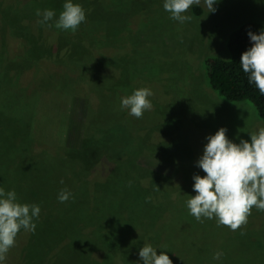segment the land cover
Instances as JSON below:
<instances>
[{
    "label": "rangeland",
    "instance_id": "obj_1",
    "mask_svg": "<svg viewBox=\"0 0 264 264\" xmlns=\"http://www.w3.org/2000/svg\"><path fill=\"white\" fill-rule=\"evenodd\" d=\"M73 2L85 10L86 22L70 32L41 25L36 15L37 9H53L58 15L64 0H0V103L13 118L11 123L0 122V172L10 186L15 183L16 174L21 176L17 192L22 182H27L25 199L36 195L37 190L42 192L37 200L28 203L38 204L41 215L50 211L49 219L59 233L39 218L36 225L42 228L33 237L21 230L5 264H28L27 250L18 256V249H25L28 241L34 239L41 254L36 264H94L91 260L100 258H105L106 263L122 264L121 259L114 263V258L127 246H120L123 241H118L116 232L109 231L108 214L94 217L95 211L90 209L91 175L72 160H61V152L79 151L85 139L108 135L99 130L109 132L110 128L120 127L125 135L117 130H111L110 135L115 134L122 142V158L127 157L128 151H141L135 166L152 173L155 179L167 181L169 190L145 196L149 205L145 209L147 219L157 218L158 206H153V202L160 199L166 209L161 212L160 223L169 225L171 218L174 221L176 217L170 218L168 209L173 214L182 212L185 219L190 216L186 201L195 195L192 177L205 175L195 165L205 138L223 127L227 129V138L239 143L241 139L249 140L248 133L264 128L252 107L224 102L210 89L205 67L207 58H229L228 38L242 24H264V0H219L214 5L216 11L208 14L201 3L189 10L193 18L183 24L169 18L163 0ZM30 50L39 51L38 60L33 58L26 65L30 56L26 51ZM47 52L52 58L66 60L49 59ZM22 54L27 56L24 63L19 58ZM4 88L7 95L3 94ZM139 88L151 89L153 108L137 119L128 115L126 109L121 110L120 99ZM15 130L25 140H33L30 151L14 154ZM117 175L123 186L114 194L103 191V196L112 202L119 194L120 206H124L129 194H139L144 183L136 179L140 175L129 178L130 184L123 180L124 172L112 177ZM157 186L162 187H150ZM62 189L72 193L64 203L57 199ZM143 197L141 193L135 197L133 204L137 209ZM128 209L121 226L122 237L127 236L129 242L123 240L130 246L129 236L140 234L141 230L135 211ZM257 215H264V211L253 208L243 226L248 237L254 226L264 231V221ZM212 222L217 224L215 219ZM117 226L119 232V223ZM216 230L225 238L210 248L207 246L205 253L191 262L187 251L192 246L185 249L177 241L174 252L167 254L172 264H212L214 250L221 245H227L231 251L236 250L237 244L244 245L245 251H249L247 242H239L243 239L236 237L238 229L231 231L223 226ZM171 231L177 233L174 225ZM62 235L71 242L76 240L90 260L80 261L78 251ZM150 236L154 245L160 243L164 234L156 230ZM238 252L244 253L240 249L228 253L231 262ZM244 257L238 260L240 264L261 259L264 264V251L250 250Z\"/></svg>",
    "mask_w": 264,
    "mask_h": 264
},
{
    "label": "trees",
    "instance_id": "obj_2",
    "mask_svg": "<svg viewBox=\"0 0 264 264\" xmlns=\"http://www.w3.org/2000/svg\"><path fill=\"white\" fill-rule=\"evenodd\" d=\"M249 31L259 34L260 31H264V24L248 22L242 24L235 31H233L230 34L227 41V51L229 53V58L226 60L220 58H213V57L207 58L205 60L206 78L210 89L222 101L230 104L242 103L252 107L259 121L264 125V96H261L259 94L258 90L255 88L254 85L248 84L246 75L241 71L239 65L241 53L251 46L247 36V33ZM26 53L30 54L26 65H29L31 61H34V59L36 61L38 60L39 51L30 50V51H26ZM48 53L50 52H47L46 56L49 57V59H51L52 56ZM19 58L22 60V63H24L25 60L27 59V56L26 54L24 55L22 54L19 56ZM54 58L60 60H66L65 58H59V57H53L52 59ZM4 91L5 92L3 94L7 95L8 92L5 90V88ZM92 115L93 114H91V117ZM0 122H4V123L13 122V118L8 116L7 112L4 111L1 103H0ZM110 129L113 131L114 130L123 131L122 129H120V127H115ZM17 130L13 132L11 131L13 133L12 136H14L15 141H17V144L15 145L13 144L15 146L14 154L17 153L20 154L23 150L24 153H26L28 150L29 151L31 150L32 146H34L33 140L32 139L25 140L24 137H20L22 133L18 132ZM110 131L108 132L107 130L104 131L99 130L98 132H102L103 134L105 132L108 135H106L105 137L99 136L98 138L93 135L92 138L88 140L85 139L83 142V146L79 151L74 150L68 152H61V157H62L61 160L62 161L66 159L72 160L74 163H77L82 167L84 173L91 175L92 181L88 189V193H89L88 196L90 197V201H89L91 204L90 209L91 210L94 209L95 211L93 212L94 213L93 216L101 217V215L103 216L105 213H107L109 217V219L107 220V226L109 228V231L111 232L112 230V232H116L118 235V241L119 239H121V242L123 241L120 244V246L125 245L128 248L127 250L126 248L125 249L123 248V250L120 251V256L118 255L114 258L115 259L114 263L116 262V260L121 259L122 264H142L138 256V251L143 244L145 243L152 244L153 238L150 235H152L153 232L156 230H159L160 233L164 234V236L161 237L160 243H156L152 245L153 247L159 248L157 249L158 255L160 251L163 250L169 251L166 252V254H172L176 248L174 247V244L178 241L179 243L182 244V246L185 249L192 246V250L187 251L188 256L186 255L189 259V262H191V259L198 258L200 254L201 255L204 254L207 249V246H209L210 248V246L216 245L225 238L224 234H220L219 230L218 231L216 230V229H221L223 227L222 225L220 226L221 227L220 228L219 226H217V224H214L212 220H208V219H203L202 222H197L194 219V217H192L191 215L189 216L188 219H185L182 216L183 214L182 212L177 211L175 214H173L170 209H168L171 213L170 218L171 216L174 215L176 219L173 221L171 218V222L169 225H162V223H160L162 216L161 212L164 208H163V202L160 201V199L159 200L157 199V201L153 202V206L154 204L157 203L158 208L156 209V211L159 212L158 214L159 216L157 218L151 217L147 219L148 214L145 208H148L149 205L145 200V196L153 195L152 192L154 191L161 190L160 191L161 193L163 191H167L169 190V185L167 181L164 182L160 179H155L154 177H152L153 175L152 173L151 174L149 172L147 173L146 171L140 170L135 166L136 157H138L142 153L141 151L139 152L133 151V153L128 151L127 157L124 156V158H122V155L124 154L125 151V149H122L120 147V144L122 142L115 134L110 135ZM122 133L124 134V131ZM106 137L108 139H106ZM23 171L25 173L26 169L23 168ZM140 171H143L144 173ZM121 172H124V175L126 177H124L123 180H126L128 184H130L129 178L136 177L139 175L140 176L137 177L136 179L144 183V186L142 183H140L141 186H143L142 191L140 193L141 196L144 195V197L142 201H139L140 202V206L138 207L139 209H137V207L135 206L136 204L134 205L133 202H135L136 200L135 197H138L140 193L136 195L133 194L132 196L131 194H129L128 199L124 202V206H120L121 201L118 200L119 198H117L119 194L114 196L116 198L113 197L114 200L112 202H111L112 199L104 198L103 196V193L107 191L109 192L112 191V194H114L119 191L118 189L119 187L121 189V186H123L122 184H124V182H119L117 180L119 175H117L116 178L112 177V174H120ZM3 176H4L3 173L0 172V187H3L5 191L14 190L17 194L18 201L21 203H28L35 201L37 200L38 197H40V195H42V192L37 190L38 193L35 192L36 195L29 196L27 199H25L27 182L23 181L22 183L24 184L22 186H24V189L21 186L19 192H17V187H19V181L21 176L16 174L15 177L13 178V181L15 183L11 186H10V181L7 180L4 181L2 179ZM155 184L162 185V187L160 189H158V186L155 188L150 187L151 185H155ZM102 185L104 186L102 187ZM107 188H109V190ZM21 189L23 190L21 191ZM128 207H129L128 212L131 210L135 211L137 226L138 229L141 230L140 234H132L131 236H129L131 240V243L129 244L130 246H128L125 242V241L129 242L127 236L122 237V232L124 230L121 226V223H123V220L125 218L123 215L125 214V211ZM165 210L166 209H164L163 211ZM43 214L44 215L41 214L39 215L40 221H45L47 223H50L53 226L47 225L48 228L58 233L56 231V227L49 219V217H51L50 216L51 212L48 211V212H44ZM257 217L260 218V221L262 220L264 221V215H257ZM39 218L35 222H37ZM118 223H119V232L117 226ZM173 225L177 230V233H173L171 231ZM243 226H241V228H238L237 230L238 235L236 237L238 238V240L243 239L239 242H247L246 248L247 250H249L248 252H250V250H257L258 252L264 251V231L261 230L260 227L254 226L253 229L250 230V232H252L251 236L249 235L248 237L246 236L247 234V231L245 230L246 228ZM40 228H42L40 224H38V226L36 225L35 232L34 233L30 232V235L33 237L36 234L37 230ZM151 228H153V230H151ZM232 235L233 234H231V237ZM112 236L114 235L112 234ZM32 237H29V239ZM62 237L65 239V241L69 240L66 236L62 235ZM28 243L29 246H26L25 249L17 248L18 251H20L18 256H21L27 250L25 253V257L26 260L29 261L28 264H36L40 261V255H41L38 241L34 239L33 241H28ZM69 243L72 248L78 251V254L80 256L79 258L80 261L83 260V258L86 259L85 261L90 260L87 258V256L83 252V249L78 245L76 240L72 239V242L69 240ZM244 247H245L244 245L239 247V245L237 244L236 250L231 251L227 245H221L220 247L216 248L214 251L217 252L224 250L222 251L224 254L222 259L220 261H215L213 260V255H212L211 262L212 264H240L238 260L246 258L244 257V255L248 253L245 251ZM239 249L243 250L244 253L238 252L237 258L234 259V262H231V260L233 259L230 258L231 256L230 257L227 256L228 253L237 252ZM91 261L94 264H112L111 262L106 263L105 258L93 259ZM262 262L263 259L256 260V262L253 260V264H263ZM246 264H252V263H250L248 260Z\"/></svg>",
    "mask_w": 264,
    "mask_h": 264
},
{
    "label": "clouds",
    "instance_id": "obj_3",
    "mask_svg": "<svg viewBox=\"0 0 264 264\" xmlns=\"http://www.w3.org/2000/svg\"><path fill=\"white\" fill-rule=\"evenodd\" d=\"M203 6L208 13H214V5L219 0H163V9L169 18L181 24L190 22L189 10L193 6ZM38 23L62 31L75 32L86 22L82 6L73 0H64L63 10L37 9ZM251 46L240 55L239 65L246 75L249 85H254L264 96V31L259 34L247 33ZM149 88L134 89L130 95L121 97V110L128 115L141 118L153 108ZM227 129L221 127L208 135L202 154L195 162L196 167L205 175H193L194 196H189L186 207L189 215L197 222L215 219L218 226H226L235 231L247 224L251 210L264 211V128L256 133H248L249 140L241 139L233 143L226 136ZM63 183V181H61ZM72 193L62 189L57 199L60 203L68 201ZM40 215L38 204L21 203L14 190L5 191L0 187V264H5L7 253L15 245L17 234L24 230L34 233L36 220ZM157 247L145 243L140 247L138 256L142 264H172L167 250L157 254ZM222 251L213 254V260L220 261Z\"/></svg>",
    "mask_w": 264,
    "mask_h": 264
}]
</instances>
